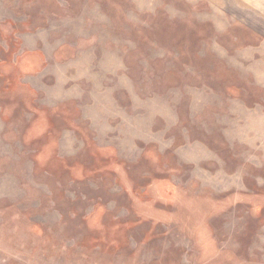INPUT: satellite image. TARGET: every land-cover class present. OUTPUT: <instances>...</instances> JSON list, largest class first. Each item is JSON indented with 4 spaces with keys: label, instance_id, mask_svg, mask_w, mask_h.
I'll return each mask as SVG.
<instances>
[{
    "label": "rangeland",
    "instance_id": "1",
    "mask_svg": "<svg viewBox=\"0 0 264 264\" xmlns=\"http://www.w3.org/2000/svg\"><path fill=\"white\" fill-rule=\"evenodd\" d=\"M0 264H264V0H0Z\"/></svg>",
    "mask_w": 264,
    "mask_h": 264
}]
</instances>
